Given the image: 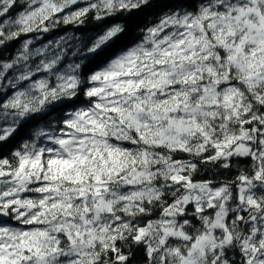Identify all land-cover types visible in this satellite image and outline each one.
<instances>
[{"label":"snow or ice","instance_id":"6c2138e0","mask_svg":"<svg viewBox=\"0 0 264 264\" xmlns=\"http://www.w3.org/2000/svg\"><path fill=\"white\" fill-rule=\"evenodd\" d=\"M155 6L0 0V264H264V0Z\"/></svg>","mask_w":264,"mask_h":264},{"label":"trees","instance_id":"16d2710c","mask_svg":"<svg viewBox=\"0 0 264 264\" xmlns=\"http://www.w3.org/2000/svg\"><path fill=\"white\" fill-rule=\"evenodd\" d=\"M152 2L156 5L155 7H148L144 10L140 11L139 13L133 14L129 20H128V35L125 38H122L120 41V44L127 43L128 41L134 39L138 33L139 29L145 25L154 23L158 17V15L166 9L169 0H152ZM123 22V21H120ZM106 23H112L111 20L106 21ZM97 25L96 22L89 19V21L81 28H75L72 25L68 26H61L52 33H50L48 36H45L44 40L45 42L48 39L58 37L60 35L64 34H75L76 36H79L81 38H85L87 36H91L96 32ZM17 47V43H13L10 45L9 49L6 50L3 55L8 56L11 51H13ZM92 67V65H87L85 67V72L88 71V68ZM243 167V165H241ZM235 172V168L233 169V173ZM132 264H144V257L142 251H137L135 254V257L133 259Z\"/></svg>","mask_w":264,"mask_h":264}]
</instances>
